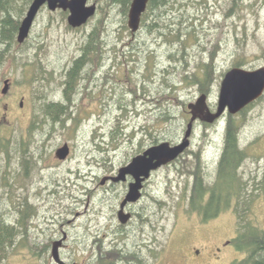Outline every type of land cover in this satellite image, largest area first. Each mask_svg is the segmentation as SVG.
Segmentation results:
<instances>
[{"label": "rangeland", "instance_id": "1", "mask_svg": "<svg viewBox=\"0 0 264 264\" xmlns=\"http://www.w3.org/2000/svg\"><path fill=\"white\" fill-rule=\"evenodd\" d=\"M30 4L0 0V19L4 6L15 13L26 7L22 20ZM88 4H96L97 12L79 28L68 24L69 11L44 6L28 39L7 47L0 60V219L20 228L21 210L29 204L26 231L31 227L42 241L73 233L79 259L86 254L89 231L101 227L106 210L127 190L125 184H101L102 179L152 145L182 140L191 118L188 104L205 93L200 83L205 64L213 61L205 93L212 112L228 70L264 66V0H181L158 10V19L146 17L134 35L130 7L112 0ZM95 28L100 45L67 101V72ZM6 79L10 89L3 94ZM50 101L67 106L64 122H52L44 113L43 104ZM245 110L234 115L249 155L240 171L251 178V188L255 182L264 185V95ZM228 116L213 123L196 120L189 148L158 169L147 186L141 205L156 222L158 264H231L244 256L232 242L237 233L232 207L207 221L188 211L194 172L207 183L215 180ZM64 143L71 152L62 161L56 150ZM258 194L254 208L264 228V186ZM21 237L15 236L0 264H52V254L42 255L38 240ZM72 248L69 239L64 259L73 258ZM195 248L205 257L196 256Z\"/></svg>", "mask_w": 264, "mask_h": 264}, {"label": "trees", "instance_id": "2", "mask_svg": "<svg viewBox=\"0 0 264 264\" xmlns=\"http://www.w3.org/2000/svg\"><path fill=\"white\" fill-rule=\"evenodd\" d=\"M30 1L32 2V0H28V2ZM112 1L126 10L129 9L132 2V0ZM180 1L150 0L148 8L143 14L142 23H146L145 18L149 16L158 19V10ZM3 8L5 9V15L0 19V45L5 44V48L0 47V60L7 54V47L18 44L17 33L21 24V18L26 9L25 7L19 13H15L7 6ZM157 22L156 20L155 25ZM155 25L153 24L152 27ZM99 31L95 28L89 35L88 40L82 46L81 56L74 60L71 68L68 70L65 81L67 101L71 99V93L81 78V72L86 66L90 54L97 51L100 45ZM90 47L94 48L93 51H90ZM212 66L213 61L205 64L204 78L203 81H200L201 89L205 93L210 83L208 74L211 73ZM236 66H241V64H236ZM66 108L67 106L62 102L50 101L43 104L42 110L52 122L58 123L65 121V117L62 116L65 114ZM246 108L240 111V113L243 114ZM239 133L240 124L237 122L236 116L229 114L225 129L224 148L218 163L215 180L211 184L207 183L200 172H194L192 188L188 196V211L198 214L204 221H207L232 207L237 217V233L232 242L239 252L244 253V256L240 259H235L231 264H264V228L259 224L254 208L258 200L257 196L259 195L260 186L263 187L264 185L261 184L259 186V183H256L252 179L255 183L250 188L248 182L251 178L246 179L245 174L240 171L249 155L246 148L241 146ZM157 141L155 140L154 143H157ZM24 207L25 211L21 210L22 216L19 219L20 228H16L18 231L23 230L25 226V230L27 229L30 216L33 212L29 204L26 203ZM8 228L5 221L0 219V259H2L3 254L4 257L7 256V248L11 244L9 242Z\"/></svg>", "mask_w": 264, "mask_h": 264}, {"label": "water", "instance_id": "3", "mask_svg": "<svg viewBox=\"0 0 264 264\" xmlns=\"http://www.w3.org/2000/svg\"><path fill=\"white\" fill-rule=\"evenodd\" d=\"M150 0H132L128 13V26L132 34L137 33L141 29L142 17L148 8ZM47 6L51 11L62 9L69 11L67 17L68 24L73 28H79L87 24L88 21L97 12V5L88 4V0H32L25 16L21 20L17 33V42L23 44L30 36L35 20L41 9ZM10 89V80L4 81L2 93L7 94ZM264 95V66L254 70L244 69L242 67H234L225 73L221 82L218 107L212 112L207 104V95L202 94L196 102H190L188 108L191 112V118L187 124L182 140L176 144L169 141H162L145 149L142 153L134 156L132 160L119 169L115 176L104 177L101 184H105L108 178L114 182L124 181L127 175L134 177L129 185V191L122 202L123 207L128 202H136L142 196L143 182L150 176L152 170H157L181 156L191 144V135L196 120H202L213 123L223 114H237L244 108L257 101ZM23 102V101H22ZM70 153V146L64 143L63 146L56 150V157L66 159ZM122 218V221L127 220ZM62 240L55 242L52 254L56 262L59 264H80L67 263L61 259L59 248Z\"/></svg>", "mask_w": 264, "mask_h": 264}, {"label": "flooded vegetation", "instance_id": "4", "mask_svg": "<svg viewBox=\"0 0 264 264\" xmlns=\"http://www.w3.org/2000/svg\"><path fill=\"white\" fill-rule=\"evenodd\" d=\"M134 35V34H133ZM90 51H93V47L89 48ZM90 59V56H89ZM68 73V72H67ZM71 152V149H70ZM70 155V153H69ZM59 159V158H58ZM66 159H59V160H67ZM127 165V164H126ZM124 165V166H126ZM123 167V166H122ZM162 168V167H161ZM120 169V168H119ZM160 169V168H159ZM119 171V170H118ZM118 171H113L107 177L115 176ZM158 171L152 170L150 176L143 182V189H142V196L136 202H128L123 207L122 215L120 214L122 210V202L126 197L129 191V185L132 181H134V177L130 174L127 175V178L124 181L114 182L111 178H108L105 185L116 186L118 184H125L126 185V192L122 195L119 203L114 206L109 211V214H106V219H104V223L101 224V227H97V224L94 225V228L89 231L88 227V236L86 239L85 256L79 259L77 256V243L79 242V238L74 234L68 235L66 231H63L60 235H51L47 238L46 241H42L45 238L43 237L42 240L39 237H36L31 230V227L28 231L23 230V232L18 231L17 234L20 233L21 241H26L30 238V240L34 243L38 240L41 243V250L43 252L42 255H45L46 252L49 253V256L52 254V249L55 242L62 240V244L59 248V253L61 259L63 251L65 250L66 246H68V240H72L71 252L73 253V258H63L67 263H80V264H158L157 262V240L155 238V228L156 222L152 218V215H148L146 213L147 207L142 206V202L146 199V190L149 182L151 181L153 175ZM150 198H152L150 196ZM88 209L84 211L87 212ZM103 213V212H102ZM81 213H77L79 216ZM127 217L126 222L122 221V218ZM103 217L105 214L103 213ZM16 228L9 227V242L13 243L15 236L14 234ZM26 231V232H24ZM44 231V230H43ZM45 235L47 236L46 232L44 231ZM26 238H25V237ZM228 243V242H227ZM226 243V244H227ZM220 247H217V250H220ZM196 251V256L200 258H204L203 249H194V253ZM52 264H59L55 261L53 254ZM54 260V261H53ZM207 261H204L202 264H207ZM171 264V263H168ZM176 264V263H173Z\"/></svg>", "mask_w": 264, "mask_h": 264}]
</instances>
